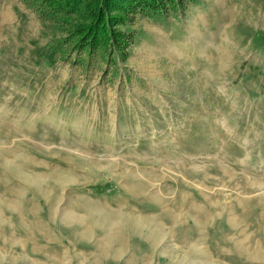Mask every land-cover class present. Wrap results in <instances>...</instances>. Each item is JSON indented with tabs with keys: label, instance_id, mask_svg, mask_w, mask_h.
Returning <instances> with one entry per match:
<instances>
[{
	"label": "rangeland",
	"instance_id": "obj_1",
	"mask_svg": "<svg viewBox=\"0 0 264 264\" xmlns=\"http://www.w3.org/2000/svg\"><path fill=\"white\" fill-rule=\"evenodd\" d=\"M68 26L0 0V264H264V0L131 15L128 60L90 66Z\"/></svg>",
	"mask_w": 264,
	"mask_h": 264
},
{
	"label": "trees",
	"instance_id": "obj_2",
	"mask_svg": "<svg viewBox=\"0 0 264 264\" xmlns=\"http://www.w3.org/2000/svg\"><path fill=\"white\" fill-rule=\"evenodd\" d=\"M31 1V2H30ZM197 0H28L39 17L54 25L69 24L63 32L70 56L83 57L77 67L99 57L128 60L133 37L122 30L131 15L166 18L186 11ZM51 54L59 52L52 47ZM78 57V56H77ZM51 61V60H50Z\"/></svg>",
	"mask_w": 264,
	"mask_h": 264
},
{
	"label": "bare ground",
	"instance_id": "obj_3",
	"mask_svg": "<svg viewBox=\"0 0 264 264\" xmlns=\"http://www.w3.org/2000/svg\"><path fill=\"white\" fill-rule=\"evenodd\" d=\"M23 154V153H22ZM21 154V155H22ZM29 154V153H28ZM27 155V154H26ZM18 156H20V155H18ZM22 156H24V155H22ZM31 158V157H30ZM9 160V159H8ZM13 162H15L14 161V159L12 160ZM11 161V159H10V162H12ZM18 161V160H17ZM15 171H14V174H13V176L15 175V174H17L18 175V177H20L21 179H20V181H21V183H19L20 185H23L25 188H26V190L27 191H30V190H34V187L36 188V191L37 192H39V193H43V186H45V183L47 182V178L45 179V177H43V176H41L40 174L39 175H37L36 173H34L35 175H30V174H28V173H26V172H24L23 171V169H20V168H17V169H14ZM29 170H30V168H29ZM27 171H28V169H27ZM31 173H32V171H31ZM10 176V175H9ZM22 195H24V196H26V194H22ZM41 195H46V194H41ZM20 196V195H19ZM3 198V197H2ZM47 201V200H46ZM18 207L17 206H15V208L20 212V213H22L21 212V210H26V207H27V203H26V201L24 200V197H22L21 199H19L18 200ZM7 206V204H6V202L4 203L3 201H2V203L0 204V238H2V236L4 237L5 236V228H6V226L5 225H10L9 224V221L7 220V218H6V215L4 214L5 213V210L3 209V207H6ZM31 211V210H30ZM25 212V211H24ZM19 213V214H20ZM26 213V212H25ZM25 213H23V214H25ZM33 214V216L35 215L34 213H32ZM27 215V214H26ZM30 216V215H29ZM32 216V215H31ZM20 217L22 218V216L20 215ZM24 217V216H23ZM27 217V216H26ZM12 218V217H11ZM14 218V217H13ZM38 218V217H37ZM66 223L67 224H70V222H75L76 220H73V218H72V216L71 215H67L66 217ZM15 219V218H14ZM14 219H12V222H13V220ZM10 220V219H9ZM28 220H30V219H28ZM32 220V219H31ZM37 221V222H36ZM20 222L21 223H19V225H18V230L21 232V235H23V236H25L24 235V230L30 235V237H33L34 235H40V236H46L47 234H46V229L44 230H42L41 228H38L37 226L39 225L40 227H43L41 224L43 223V221L39 218V220L38 219H33L32 221H30L29 223H28V225L25 223V220H24V218H22V221L20 220ZM127 222H128V224H130L134 229H136L137 230V232H138V234L139 233H141V231L144 229V226H146L147 227V229L149 230L150 228H149V225H148V223H146V222H144V223H141V222H134V221H131L130 219H128L127 220ZM129 228V227H128ZM5 229V230H4ZM147 230V231H148ZM41 231H43V232H41ZM135 231V230H134ZM133 231V232H134ZM25 232V233H26ZM150 234V233H149ZM221 235V234H220ZM34 237H36V236H34ZM151 238H150V240H153V241H157V240H160V241H163V240H165L166 239V237H165V233H163V230L162 231H160V230H158V232L157 231H154L152 234H151V236H150ZM168 238V237H167ZM167 240V239H166ZM157 243H159L158 241H157ZM164 243V242H163ZM158 244H156V246H157ZM163 245V244H162ZM219 254V253H218ZM220 258V257H219ZM212 259V258H211Z\"/></svg>",
	"mask_w": 264,
	"mask_h": 264
}]
</instances>
